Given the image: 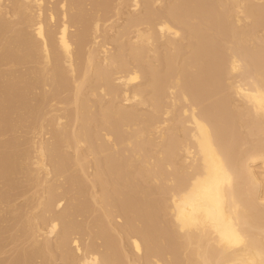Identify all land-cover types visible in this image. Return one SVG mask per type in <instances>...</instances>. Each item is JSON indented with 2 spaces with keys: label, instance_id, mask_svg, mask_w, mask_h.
<instances>
[{
  "label": "bare ground",
  "instance_id": "obj_1",
  "mask_svg": "<svg viewBox=\"0 0 264 264\" xmlns=\"http://www.w3.org/2000/svg\"><path fill=\"white\" fill-rule=\"evenodd\" d=\"M0 264H264V0H0Z\"/></svg>",
  "mask_w": 264,
  "mask_h": 264
}]
</instances>
